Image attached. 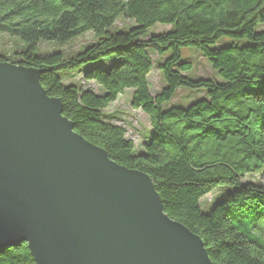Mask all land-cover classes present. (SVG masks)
Segmentation results:
<instances>
[{
    "label": "trees",
    "instance_id": "obj_1",
    "mask_svg": "<svg viewBox=\"0 0 264 264\" xmlns=\"http://www.w3.org/2000/svg\"><path fill=\"white\" fill-rule=\"evenodd\" d=\"M121 15L135 26L114 31ZM158 24L169 29L151 34ZM89 31L95 42L73 57L36 53L40 41L64 43ZM3 32L27 46L0 53V62L38 69L75 131L116 163L147 173L165 212L201 237L214 264H264L256 236L264 221V0H0ZM224 38L228 44L214 48ZM187 47L199 50L217 77L190 75ZM155 66L167 85L154 95L148 77ZM74 71L102 92L65 83L63 75ZM182 87L205 95L168 107ZM127 89L132 108L152 126L142 152L104 113ZM255 173L261 182L245 181ZM220 187L234 191L204 212L201 198ZM0 264L36 263L22 243L0 251Z\"/></svg>",
    "mask_w": 264,
    "mask_h": 264
},
{
    "label": "water",
    "instance_id": "obj_2",
    "mask_svg": "<svg viewBox=\"0 0 264 264\" xmlns=\"http://www.w3.org/2000/svg\"><path fill=\"white\" fill-rule=\"evenodd\" d=\"M36 264H214L144 171L75 131L40 71L0 62V251Z\"/></svg>",
    "mask_w": 264,
    "mask_h": 264
},
{
    "label": "rangeland",
    "instance_id": "obj_3",
    "mask_svg": "<svg viewBox=\"0 0 264 264\" xmlns=\"http://www.w3.org/2000/svg\"><path fill=\"white\" fill-rule=\"evenodd\" d=\"M135 26V22L131 19L125 18L123 15L119 16L113 26L114 31L129 30ZM169 26L156 25L150 33H161L167 31ZM229 39H221L214 48H219L228 44ZM95 42L93 32L89 31L72 38L64 43L56 41H40L37 46L38 55H51L56 52H61L65 58L75 56L79 52H83L91 43ZM27 44L22 42L18 36H13L8 33L0 34V53L7 56L13 55L17 51L26 48ZM183 59H187L192 64V70L188 73L195 78L199 77H217L216 72L208 62V60L201 55V52L195 48L187 47L182 49ZM152 57L156 62L161 61L156 53H152ZM103 63V61H102ZM101 60L88 63L85 66L93 67L100 66ZM83 69V68H82ZM81 72L74 71L64 74L63 78L65 83L77 84L83 88H88L96 93H101V88L95 82H87L81 79L79 75ZM62 75V73H61ZM151 91L155 95L166 87V81L163 73L158 67H154L148 77ZM133 90L127 89L124 94L120 95L118 100L112 103L105 111L107 121L113 124L123 126L127 130V137L132 139L136 145V151H143V144L152 132L150 118L141 110H135L131 105ZM205 95V91H196L186 87L178 90L176 97L168 104V107H188L192 102L200 99ZM262 173L249 174L246 176L245 181H262ZM233 187H220L205 197L201 198L200 206L204 212H209L213 206L221 201L226 194L232 193ZM263 222V223H262ZM262 230L256 233L259 243L264 246V221H262Z\"/></svg>",
    "mask_w": 264,
    "mask_h": 264
}]
</instances>
